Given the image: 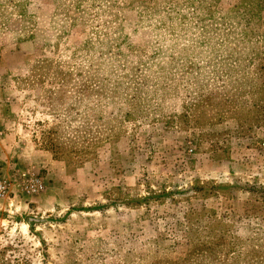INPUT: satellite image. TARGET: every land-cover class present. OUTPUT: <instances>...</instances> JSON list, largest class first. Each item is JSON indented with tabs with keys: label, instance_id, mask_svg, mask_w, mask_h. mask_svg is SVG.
Instances as JSON below:
<instances>
[{
	"label": "rangeland",
	"instance_id": "rangeland-1",
	"mask_svg": "<svg viewBox=\"0 0 264 264\" xmlns=\"http://www.w3.org/2000/svg\"><path fill=\"white\" fill-rule=\"evenodd\" d=\"M60 1L0 103V264H264V0Z\"/></svg>",
	"mask_w": 264,
	"mask_h": 264
},
{
	"label": "crops",
	"instance_id": "crops-1",
	"mask_svg": "<svg viewBox=\"0 0 264 264\" xmlns=\"http://www.w3.org/2000/svg\"><path fill=\"white\" fill-rule=\"evenodd\" d=\"M10 1L0 0V103L11 96L6 83L13 81L29 58L46 48L52 34L46 23L63 6L60 0H16L10 10Z\"/></svg>",
	"mask_w": 264,
	"mask_h": 264
},
{
	"label": "built area",
	"instance_id": "built-area-1",
	"mask_svg": "<svg viewBox=\"0 0 264 264\" xmlns=\"http://www.w3.org/2000/svg\"><path fill=\"white\" fill-rule=\"evenodd\" d=\"M30 192H40L44 188V184L37 176L28 177L24 185ZM7 186L0 181V195L7 192Z\"/></svg>",
	"mask_w": 264,
	"mask_h": 264
}]
</instances>
